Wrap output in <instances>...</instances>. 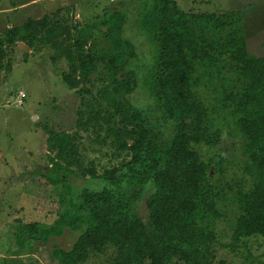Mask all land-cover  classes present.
I'll return each mask as SVG.
<instances>
[{
  "label": "trees",
  "instance_id": "obj_1",
  "mask_svg": "<svg viewBox=\"0 0 264 264\" xmlns=\"http://www.w3.org/2000/svg\"><path fill=\"white\" fill-rule=\"evenodd\" d=\"M133 17L135 43L120 35L129 17L106 12L101 48L91 33L97 24L81 29L59 9L0 35V54L4 44L37 51L40 38H55L50 46L68 62L62 80L79 93L78 128L103 131L102 141L124 153L98 175L82 165L76 133L47 129L52 165L40 175L66 190L53 226L9 228L16 241L8 264H34L17 259L15 248L63 228L74 239L52 246L59 264H80L107 246L115 248L112 264H214L216 246L250 255L251 243L264 238V56L248 52L241 13L151 0ZM57 31L74 34L67 55ZM3 66L9 71L11 62ZM228 137L238 140L232 152L217 153ZM73 167L89 179L69 184ZM223 220L229 230L219 239ZM245 259L264 264V252Z\"/></svg>",
  "mask_w": 264,
  "mask_h": 264
},
{
  "label": "rangeland",
  "instance_id": "obj_2",
  "mask_svg": "<svg viewBox=\"0 0 264 264\" xmlns=\"http://www.w3.org/2000/svg\"><path fill=\"white\" fill-rule=\"evenodd\" d=\"M174 1L182 9L196 12L238 10L243 17L248 52L254 56H264V0ZM150 2L151 0H0V35L7 27L22 25L28 19L37 20L59 9L61 15L69 17V23H78L81 29L92 23L97 24V27L91 26V33L101 48L106 43L102 36L105 33L101 26L103 15L109 10H120L129 17V22L120 35L135 43L141 34L132 22L133 18L135 21L133 16ZM60 34L61 32H56V35ZM73 36L71 33L66 38L62 35L58 37L61 45H56L63 49L67 47L65 55L69 54L68 48L72 45ZM40 41L37 51L28 46L20 48V42H15L11 47L4 44V50L0 54V264H8V257H12L10 254L5 259L6 250L13 247L11 244L14 238L9 228L18 225L19 221L37 222L40 227H50L57 218L59 195H64L66 188L63 189L60 184H48L40 175L42 170L47 171L52 165L45 142L47 129L76 133L83 156L82 165L86 169H94L98 175L105 168L120 164L124 157V153L114 152V145L108 137L102 141L103 131L98 135L92 128L87 131L78 128L79 93L76 88H69L61 76V71H68V62L65 56L58 58V52L50 46L55 44V38H48V41L40 38ZM6 62H11L9 71L3 66ZM19 91L23 93L20 99L17 98ZM105 107L107 106L104 104L101 108ZM237 141L235 137L223 139L217 144L215 151L230 153ZM212 152L214 153V149L210 148L208 153ZM231 171L239 176L237 166H233ZM89 177L88 172L83 173L81 168L73 167L69 184L81 185ZM227 178H230V174ZM216 230L218 238L222 239L220 234H227L229 230L226 221H218ZM73 239L70 232L63 228L58 233L49 234L46 239H27L23 249L15 248L18 255H13L23 263L30 261L34 264H59L53 257L52 246H62ZM251 244V256L258 257L264 252V238L258 237ZM216 249L214 264H220V260L225 261L224 264L252 262L251 259H245L251 257L248 253L231 254L229 249L219 246ZM115 255V248L107 246L102 253L91 252L86 261L80 264H112Z\"/></svg>",
  "mask_w": 264,
  "mask_h": 264
},
{
  "label": "built area",
  "instance_id": "obj_3",
  "mask_svg": "<svg viewBox=\"0 0 264 264\" xmlns=\"http://www.w3.org/2000/svg\"><path fill=\"white\" fill-rule=\"evenodd\" d=\"M18 95L19 96H17V98L20 99L22 97L23 93L21 91H19Z\"/></svg>",
  "mask_w": 264,
  "mask_h": 264
},
{
  "label": "water",
  "instance_id": "obj_4",
  "mask_svg": "<svg viewBox=\"0 0 264 264\" xmlns=\"http://www.w3.org/2000/svg\"><path fill=\"white\" fill-rule=\"evenodd\" d=\"M22 46L26 47L25 44H23L22 42L19 43V47L21 48Z\"/></svg>",
  "mask_w": 264,
  "mask_h": 264
},
{
  "label": "clouds",
  "instance_id": "obj_5",
  "mask_svg": "<svg viewBox=\"0 0 264 264\" xmlns=\"http://www.w3.org/2000/svg\"><path fill=\"white\" fill-rule=\"evenodd\" d=\"M23 43V42H22ZM23 44H25V43H23ZM26 45V44H25Z\"/></svg>",
  "mask_w": 264,
  "mask_h": 264
}]
</instances>
